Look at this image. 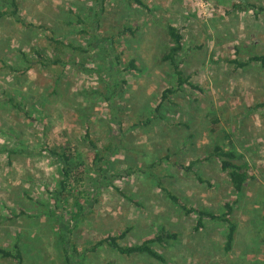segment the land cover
Segmentation results:
<instances>
[{"label":"rangeland","instance_id":"rangeland-1","mask_svg":"<svg viewBox=\"0 0 264 264\" xmlns=\"http://www.w3.org/2000/svg\"><path fill=\"white\" fill-rule=\"evenodd\" d=\"M100 1L21 0L28 26L0 20V246L20 242L25 264H67L59 238L70 228L71 212L80 210L70 235L81 251L125 230L124 244L139 243L161 226L179 235L161 250L165 263L99 247L84 264H264V111L255 107L264 101V64L236 68L231 62L264 54V12L250 6L264 0H145L147 7L106 0L103 13ZM168 24L183 29L179 59L198 88L176 91L158 118L133 129L151 117L164 88L176 87L160 59L169 46ZM124 27L137 32L118 37ZM111 35L113 49L105 39ZM54 39L82 49L65 48L61 62L46 67L37 52L52 56ZM118 53L136 58L140 70L115 73ZM115 79L125 81L124 92L107 101L100 92ZM210 113L221 119L216 133ZM226 135L255 169L242 196L215 158L192 172L171 163L189 164L215 139L229 143ZM119 140L102 171L92 141L105 154L106 145ZM65 145L83 161L59 203L53 192L62 166L49 149ZM167 155L171 161L160 163ZM158 183L188 206L214 212L237 199L240 230L232 251L224 249L225 223L207 220L195 230L197 215H187ZM0 264L12 263L0 255Z\"/></svg>","mask_w":264,"mask_h":264},{"label":"trees","instance_id":"trees-1","mask_svg":"<svg viewBox=\"0 0 264 264\" xmlns=\"http://www.w3.org/2000/svg\"><path fill=\"white\" fill-rule=\"evenodd\" d=\"M105 1H100V13L105 11ZM129 6L139 5L142 7H147V3L145 0H124ZM240 5L235 4L234 7H238ZM251 7L255 8L260 12H264V6H258L255 4H250ZM22 5L21 0H1L0 7V20L3 18H10L15 20L18 23H21L24 26H28L29 23L22 17ZM101 15V14H100ZM98 25V24H97ZM167 36L169 38V46H167L162 54H161V62L166 63L170 66L172 70L173 76L176 79V87H167L162 90L161 99L154 111L151 114V117L147 119V121H142L139 123H134L133 129L138 127H144L149 125L154 119L159 117V113L165 101L169 99V97L175 93L176 91L182 90L184 87L190 86L193 88H198L193 81L191 80L192 74H188L184 68V58L179 59L180 55L185 49V38L184 32L181 27L175 26L173 24H168L166 27ZM137 29L132 27H124L122 31H120L119 36L123 34L135 35ZM108 42V45L111 49H113L114 42H116V35H111L105 38ZM55 45L52 49V56H46L40 51L37 52L40 59L39 62L46 67L50 64H59L61 62V56L66 53L65 48L74 47L77 50H81V47L74 46L71 43L66 44L62 42L60 39H54ZM32 62V61H31ZM236 65V68H242L249 65L251 62H260L264 64V54H255L250 56L247 60H241L236 58L231 61ZM32 64V63H31ZM123 68V69H122ZM139 62L136 58H130L125 60L122 54L118 53L115 55V73L119 75V73L123 70L125 71H139L140 70ZM114 74V72H113ZM115 75V74H114ZM125 81H119L118 79L114 80L113 84H106L104 92H100L102 96L107 101H112L114 97L119 96L124 92L125 89ZM257 109H263L264 111V101L257 103L255 106ZM208 120L210 122L211 133H216L221 128V119L218 114H209ZM230 138V135H226L225 140ZM226 144V145H225ZM93 148L95 149L94 155V163L98 166L100 165L102 171H104V165L108 162V158L114 153L119 146H121V140L119 142H111L106 145V153L99 149L98 144L92 141ZM211 150H204L205 154L197 157L195 160H192L189 164L180 163L178 161H172L171 163L176 166L178 169H185L187 172L194 171L195 166L201 164L204 160L209 158H215L220 162L221 170L226 172L231 183V186L236 194L242 196L245 192L247 185L256 178L255 169L253 164L249 161V159L240 154L234 146L233 140L230 138L225 142L224 140L215 139L212 144ZM195 146V145H194ZM197 148V147H194ZM51 155L55 156L56 159L59 160L62 168V180L60 182L59 188L54 190V195L56 197V201L59 203L63 202V195L65 191L72 187L73 179H76L75 173L77 168L81 165L82 159L76 156V153L73 152L72 145H65L63 147H59L56 149H49ZM202 157V158H201ZM171 156L167 155L164 159L160 160L162 162H170ZM155 164H153L154 166ZM152 166V167H153ZM155 176V173L153 174ZM160 177L159 175H157ZM159 179V178H158ZM198 179L202 182L205 181L204 178L199 174ZM160 187L163 188L166 195L178 206H180L187 215L195 214L197 215L195 230H200L206 226V221H221L225 223L228 227L226 233V241H225V252L229 253L232 251L234 247V243L237 240V236L240 230V223L235 215V211L237 209V204L239 201L235 199L232 202H225V211L223 212H214L208 209H204L201 207H190L187 205L185 201L182 200L181 197L167 189L163 186V184L158 183ZM82 193V192H81ZM82 195V194H81ZM263 207H264V202ZM24 212V210H23ZM83 213L79 211H72L71 217L69 219L70 228L65 232H62L59 238V243L62 247L63 258L67 264H84L87 257L91 255L92 252L98 251L99 247L108 248L110 250L116 251L121 255L132 256V255H144L150 259H154L155 261L165 263L167 261L166 251L163 252L161 250H167L172 247L173 243L179 240L178 233L171 232L165 226H161L156 234L151 235L150 237L145 238L143 241L134 244H124L121 243V239H124L127 236V230L120 234H109L103 239L99 240L93 247L92 250H83L77 247L76 243L72 240L70 235L72 229L74 228V219H78L80 214ZM64 219V216H61ZM65 222V221H64ZM63 230V229H62ZM252 235H255L256 232L252 231ZM0 255L4 259H10L12 264H25V255L20 242H16L13 247L6 248L0 246Z\"/></svg>","mask_w":264,"mask_h":264}]
</instances>
